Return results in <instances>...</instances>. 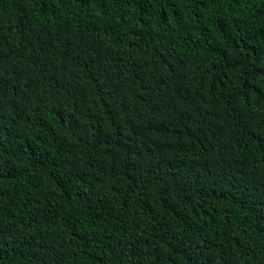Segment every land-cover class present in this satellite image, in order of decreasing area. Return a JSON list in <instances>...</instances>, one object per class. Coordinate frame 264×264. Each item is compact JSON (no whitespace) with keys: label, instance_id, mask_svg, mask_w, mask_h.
Wrapping results in <instances>:
<instances>
[{"label":"trees","instance_id":"obj_1","mask_svg":"<svg viewBox=\"0 0 264 264\" xmlns=\"http://www.w3.org/2000/svg\"><path fill=\"white\" fill-rule=\"evenodd\" d=\"M0 264H264V0H0Z\"/></svg>","mask_w":264,"mask_h":264}]
</instances>
